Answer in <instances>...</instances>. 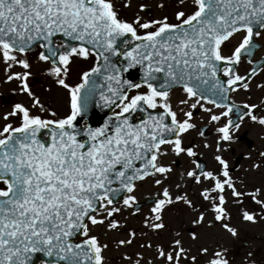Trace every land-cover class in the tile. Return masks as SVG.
<instances>
[{
  "label": "snow or ice",
  "instance_id": "6c2138e0",
  "mask_svg": "<svg viewBox=\"0 0 264 264\" xmlns=\"http://www.w3.org/2000/svg\"><path fill=\"white\" fill-rule=\"evenodd\" d=\"M187 3H157L161 11L177 8L172 23L167 15L153 16L144 3L127 20L113 0H0L5 83L15 82L31 101L16 103L0 116V264H34L37 256L50 258L40 264H105L110 243L102 235L106 239L126 230L127 238L115 246L129 248L138 236L166 230L165 213L179 205L193 214L191 241L201 240L198 229L219 225L233 245L246 249L240 264H264L257 250L241 241L246 226L264 221V183L249 187L233 175L224 155L233 151L245 120L264 128V115L258 114L264 113V99L242 106L228 103L231 93L250 94L252 78L264 71V58L259 63L252 59L264 47L258 42L264 39V0H191V12L184 10ZM122 6L131 7V0ZM238 36L226 55V45ZM92 57L94 66L73 85L75 61ZM245 59L252 67L242 75L238 68ZM33 61L47 65L44 74L65 91L63 116L54 110L56 101L44 102L33 92ZM133 69L141 71V82L124 78ZM177 88L184 98L174 109L171 93ZM257 88L264 89V83ZM97 95L113 112L102 127H92L86 119ZM197 112L207 114L203 127L194 122ZM210 126L214 144L206 136ZM192 131L199 133L204 149L212 150L215 167L198 162L194 143L185 145ZM170 154L186 156L194 165L180 172L175 183V161L164 162ZM258 156L260 160L246 157L252 160L246 171L264 168V152ZM148 181L156 195L138 232L127 227L128 216L125 223L117 216L128 210L132 216L141 214L135 193ZM189 181L199 187V206L185 190ZM229 195L240 206L236 225ZM246 200L254 207H246ZM96 228L103 233L93 234ZM139 247L154 250L155 260L163 264H198V256L209 257L206 264L235 260L231 247L220 243L210 256L207 245L192 255L193 245L186 247L179 231L167 247L150 241ZM121 259L154 264L139 252L123 253Z\"/></svg>",
  "mask_w": 264,
  "mask_h": 264
},
{
  "label": "rangeland",
  "instance_id": "374dc122",
  "mask_svg": "<svg viewBox=\"0 0 264 264\" xmlns=\"http://www.w3.org/2000/svg\"><path fill=\"white\" fill-rule=\"evenodd\" d=\"M154 0H142V3L148 4L151 7L152 15L155 17H162L168 13L167 16L169 20L173 19V15L177 8L175 7H167L162 12L156 13L155 6L153 5ZM132 5V3H131ZM136 7H129L124 8L126 10V16L133 18L134 12L136 13ZM129 9V10H128ZM160 10V9H159ZM185 11L191 12L193 9L191 7V4H187L184 8ZM141 15H144L141 13ZM131 20V19H127ZM261 42L264 44V39H261ZM47 68V65L44 64H38L35 61H33V67L31 69L32 75L29 78V83L32 84L31 88L33 92L37 96L41 98L42 101L47 102L49 100L56 101L55 103V109L60 116H63L66 112V107L64 104V100L66 99V93L63 89H61L58 85L54 83V81L45 75V69ZM84 68V67H83ZM16 71H22L20 68H16ZM82 71V63H76L73 65V71L71 73L70 82L75 85L81 76ZM32 78H39L40 82L38 84L32 83ZM5 75H4V65L0 63V96L3 99H0V116H3L5 113L12 110V106L16 103H23L25 105H29L31 103L30 98L27 97V95H22L19 93V90L17 88V85L15 82L11 83H5ZM262 83V77H258L250 84L251 87V93L250 97L248 98L247 103H259L261 99H264V89H260L259 91L253 90L256 88L257 84ZM49 89L51 91H49ZM253 90V91H252ZM255 92H257V96H252ZM245 94V93H244ZM248 94V93H247ZM184 97L181 96L180 92H174L171 94V102L173 100L177 99H183ZM258 114L264 115V113L258 112ZM200 119L198 118V115H196V120L194 121L197 125H200L201 123L207 122V114L200 115ZM202 118V119H201ZM4 123L3 120H0V126H2ZM244 129H247L249 132V137L255 142L256 146L264 152V128L260 127L259 125H255L253 123H250L249 121H245L242 126ZM208 140L210 143L214 144L215 141V130L214 127L210 128ZM185 145L195 144L196 151H198L199 156L206 162V165H208L209 168L215 167V162L212 160V150L204 149L203 148V139L197 134L196 131H192L190 134L186 135L184 138ZM233 151L225 153V158L229 161L230 166H232V161L235 158L238 153L245 154V159L241 163V167L238 170L236 174H234L235 177L244 179L245 182L251 187V185H260L264 183V168H262L258 173L246 171L247 169H250L252 160H260L256 159L251 152L244 151L243 148H239L236 144L232 146ZM251 156L252 160L247 159L246 157ZM171 161H177L178 166H175L173 164L174 172L172 174L171 182L175 183L179 180V173L182 171L189 170L191 168H194V165L191 163L190 159L186 156L181 157H175L172 154H170L166 159L165 163H169ZM152 183L151 181H148L146 183H143L141 186H138L137 194L140 192H143L144 194L148 195L152 193L151 187ZM189 192L191 198L193 201L199 206L202 201L198 198V192L199 187L192 184L191 181L188 182V187L185 189ZM229 210L233 214V220L232 223L234 225L239 224V216H238V207L237 205L232 203L231 198H229ZM249 207V206H247ZM251 208V207H249ZM149 209H145L143 211H147ZM148 212H141L138 216H128V219L126 221V224L130 229H136L138 232L142 230V227L139 226L142 224V219L144 218V215ZM193 219V214L186 208H184L183 205L176 206L174 208H170L165 213V223L168 225L167 229L161 232L159 235L149 233V236L147 237H137V240L135 241L134 245L129 248H117L115 246V242L119 239H125L127 238L126 230L121 232H113L109 233L107 238L105 239L102 235V240L104 242L110 243L109 249H107L104 253L106 260L105 264H126L125 261L121 259V256L123 253L128 254H134V253H142L146 260H153L154 264H163L162 261H156L155 260V252L154 250H148V249H142L139 247V245L145 241H150L153 245L159 243L163 244L165 247L172 241L173 234L176 231H179L182 233V237L185 243V246L193 245V251L192 255H198L197 248L201 245H207L209 246V256L211 255L212 248L215 247L218 243L224 244L226 246L231 247V257H234L233 252L235 253L237 250L239 251V255L235 257L234 264H240V260L242 258L243 252L246 251V249L242 248L240 243L232 244L230 241V238L227 237V234L223 232V230L217 225L216 228L208 229L207 227L198 229V233L201 236V240L199 242H193L191 241L188 233L189 231L194 227L192 225L191 221ZM208 219L211 220V215L209 214ZM122 223H125L124 218H122ZM103 229L96 228L94 229L93 234H102ZM241 241L248 243L252 245L257 250V256L261 259H264V221L260 222L257 225H249L246 226V230L242 232L241 235ZM209 257H199L198 256V264H206V261Z\"/></svg>",
  "mask_w": 264,
  "mask_h": 264
},
{
  "label": "water",
  "instance_id": "95a60500",
  "mask_svg": "<svg viewBox=\"0 0 264 264\" xmlns=\"http://www.w3.org/2000/svg\"><path fill=\"white\" fill-rule=\"evenodd\" d=\"M60 39L59 37L57 38ZM142 73L139 69L130 70L128 73H124V78L131 80L132 82L139 83L141 82ZM103 82L102 80L100 81ZM113 115L112 110L107 106L103 105V102L99 100V96L97 95L93 102L90 104L89 111L87 113V121L92 127H102L104 122L107 121L108 117ZM137 121L139 118H136ZM84 121L81 120V124ZM46 135V133H45Z\"/></svg>",
  "mask_w": 264,
  "mask_h": 264
},
{
  "label": "flooded vegetation",
  "instance_id": "af4514ba",
  "mask_svg": "<svg viewBox=\"0 0 264 264\" xmlns=\"http://www.w3.org/2000/svg\"><path fill=\"white\" fill-rule=\"evenodd\" d=\"M191 0H188V2H190ZM125 2V0H113V3H114V5H115V8L119 11V14H120V17L123 19H125V16H126V10L124 9V7L122 6L123 5V3ZM159 2H161V0H154V2H153V5H157V3H159ZM162 2H164L166 5H174V4H176V0H162ZM131 3H132V7H134V6H137L136 7V11L138 10V5L139 4H141L142 3V0H131ZM188 4V3H187ZM167 7H171V6H167ZM166 7V8H167ZM129 10V9H128ZM158 12H162L161 10H159V9H156V13H158ZM151 13H152V11H151ZM136 13L134 12V15H135ZM239 42V41H238ZM238 42H236V44H235V46L238 44ZM262 45H264L263 43H262ZM264 54V47H262V52L261 53H259V54H257V59L261 56V55H263ZM243 70H245V72L244 73H242V71ZM249 70V64H247V63H245V62H243V63H241L240 64V66H239V68H238V71H239V73L240 74H246L247 73V71ZM242 96V90H240L239 92H235V93H231V97H232V99H237V98H240ZM151 189H152V191H153V193L152 194H150L151 196H154L155 197V195H156V190L153 188V186H151ZM144 197L142 196V198L141 199H143Z\"/></svg>",
  "mask_w": 264,
  "mask_h": 264
}]
</instances>
